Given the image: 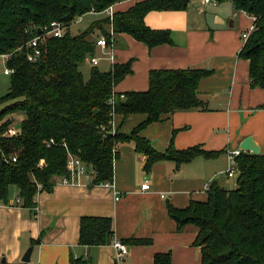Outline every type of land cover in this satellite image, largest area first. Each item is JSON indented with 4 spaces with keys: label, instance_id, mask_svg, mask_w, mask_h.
<instances>
[{
    "label": "trees",
    "instance_id": "16d2710c",
    "mask_svg": "<svg viewBox=\"0 0 264 264\" xmlns=\"http://www.w3.org/2000/svg\"><path fill=\"white\" fill-rule=\"evenodd\" d=\"M119 1L0 0V56H9L5 66L13 71L8 91L0 98V201L10 200V189L15 188V198L22 200L23 208L33 209L37 194L50 193L58 179L69 177V156L94 172L90 185L111 182L118 148L126 143H132L134 151L145 157V173L158 162L171 161L179 167L197 157L214 159L223 153L197 146L176 150L172 137L164 151H157L142 134L148 126L168 120L175 112L204 111L198 87L211 71L152 70L144 92H114L115 85L131 74L129 62L114 64L105 72L92 67L84 81L80 66L95 53V31L107 46L118 34L129 35L149 49L171 44L169 30L152 29L144 18L151 11H184L189 3L143 0L124 12H115L111 19L106 16L93 22L78 35H70L68 28L73 22L89 13H103ZM213 1H230L235 11L253 18V30L238 57L249 62L250 86L264 89V0ZM52 22L66 27L64 35L40 40L39 63L29 61L27 56L32 51L27 43ZM14 114L22 116L15 128ZM131 115L144 118L124 133L120 129ZM117 117L121 122L116 125ZM12 127L15 134H7ZM234 164L233 189L211 183L203 201H190L183 209L166 205L177 231L188 225L197 229L193 246L200 250L201 264H264V152L241 153ZM113 238L110 218L80 219V245L101 246ZM120 241L130 245L148 243ZM37 243L39 240L33 245ZM69 264L88 261L70 256ZM153 264H170V253L156 254Z\"/></svg>",
    "mask_w": 264,
    "mask_h": 264
},
{
    "label": "crops",
    "instance_id": "0c3cea01",
    "mask_svg": "<svg viewBox=\"0 0 264 264\" xmlns=\"http://www.w3.org/2000/svg\"><path fill=\"white\" fill-rule=\"evenodd\" d=\"M140 1H119L102 14L124 12ZM144 21L152 29L169 30L171 44L149 49L129 35L118 34L110 46L96 47L92 56L97 60L95 67L105 72L114 64L130 63L131 74L115 85L116 93L146 91L152 70L211 71L198 87L204 111L175 112L142 134L157 151H164L172 137L176 150L197 146L223 153L214 159L197 157L179 167L171 161L158 162L145 173V157L134 151L132 143L122 144L113 164L117 200L111 190L92 186L91 178L83 177L78 185L56 183L50 193L37 194L36 215L28 208H0V263H21L31 248L28 264H69L70 256L83 258L88 264H153L156 254L166 252L170 253V264H201L200 250L193 246L197 229L188 225L177 231L166 205L183 209L190 201H203L211 183L224 188L234 179L235 186V176L227 177L233 162L228 152L241 150L245 138L251 137L260 153L264 152V89L250 86L249 62L238 57L243 46L241 34L252 28L253 18L235 11L230 1L212 5L189 0L184 11H151ZM143 118L129 116L120 130L129 132ZM120 122L117 117L116 125ZM145 181L148 191L141 189ZM10 190L12 200L17 192ZM83 217L110 218L115 239L148 243H126L128 253L117 261L110 243L90 247L79 244ZM36 240L39 243L33 245Z\"/></svg>",
    "mask_w": 264,
    "mask_h": 264
},
{
    "label": "built area",
    "instance_id": "2783aa9c",
    "mask_svg": "<svg viewBox=\"0 0 264 264\" xmlns=\"http://www.w3.org/2000/svg\"><path fill=\"white\" fill-rule=\"evenodd\" d=\"M122 1V0H120ZM203 3L205 4H212L215 5L216 2L213 0H202ZM110 8V7H109ZM109 8L107 10H109ZM106 10V11H107ZM105 11V12H106ZM107 17H109L110 19L112 18V14H108ZM66 27L61 24L60 22H52L47 28H45L43 31L41 32V34H37V36H35L34 38H32L28 43H27V47L32 51L31 54H29L27 56V59L29 61H35L36 58L39 56V51H38V42L40 40H44L48 37H62L65 33ZM253 30V26L252 28H250L248 31H245L241 34V40L242 42L246 41L250 32ZM97 46H101V47H106V41L103 37H101L97 42H96ZM20 49H18V51H20ZM2 57L4 58V60L6 61L8 59V55H2ZM90 63L92 65H96L97 64V60L93 57L90 58ZM4 73L7 75H10L11 73H13L12 70L9 69H5ZM16 132V130L12 127L7 131V134L9 135H14ZM241 153H243V151L241 150H233L228 152V156L230 158V160H233L232 165L230 166V168L227 170V177L228 178H232L235 176V164H234V159L239 156ZM13 161H15V158L13 159ZM66 168L68 170L69 173V177H63L58 179L57 183L61 184V185H67V186H74V185H78L79 183V178H92L94 176V172L93 171H89L87 169V167L78 159V158H74L72 156L68 157L67 160V164H66ZM100 186H103L104 188H107L109 190H111L113 192V195H115V200H117L118 194L119 192L116 191L115 185L113 183V181L111 182H105V183H101L99 184ZM141 189L143 191H148L149 190V184L147 183V181H145L142 185H141ZM208 189V186L206 187V190ZM0 208H23L22 206V200L20 198H14V199H10L7 202H2L0 201ZM34 214L36 215L38 208L34 207L33 208ZM110 245L114 248L115 250V259L117 261H120L127 253H128V247L126 244L122 243L121 241L113 238L112 241L110 242Z\"/></svg>",
    "mask_w": 264,
    "mask_h": 264
},
{
    "label": "rangeland",
    "instance_id": "374dc122",
    "mask_svg": "<svg viewBox=\"0 0 264 264\" xmlns=\"http://www.w3.org/2000/svg\"><path fill=\"white\" fill-rule=\"evenodd\" d=\"M106 15L99 13H89L86 14L84 16H82L81 18H79L76 22H73L69 28L68 31L70 33L71 36H75L78 35L82 32H84L93 21L99 20L104 18ZM100 35V33L98 31H95L93 38L95 39L96 37H98ZM90 56L86 58V60L83 62V64L80 66V71L83 74L84 77V81H86L88 79V74L90 72V69L92 67H95L94 65H92L90 63ZM6 69L5 66V60L2 56H0V98L2 96H4L9 88V82H10V78L9 75L4 73V70ZM1 108V106H0ZM11 117V116H10ZM12 118L14 119V128L17 127L18 122L22 119V116L18 117V114H14L12 115ZM234 179H229V182L227 184H225L224 188L225 189H233L234 188Z\"/></svg>",
    "mask_w": 264,
    "mask_h": 264
},
{
    "label": "water",
    "instance_id": "95a60500",
    "mask_svg": "<svg viewBox=\"0 0 264 264\" xmlns=\"http://www.w3.org/2000/svg\"><path fill=\"white\" fill-rule=\"evenodd\" d=\"M38 34H41V31L38 30L37 32ZM40 59L37 57L35 62L39 63ZM239 148L241 150L250 152L251 154L257 155L260 153L259 148L257 146H255V144L253 143V140L251 139V137H247L243 140V142L240 144ZM31 254V248H29L26 253L24 254L23 258H22V263H28L29 262V257ZM1 263H4V260L1 261Z\"/></svg>",
    "mask_w": 264,
    "mask_h": 264
}]
</instances>
